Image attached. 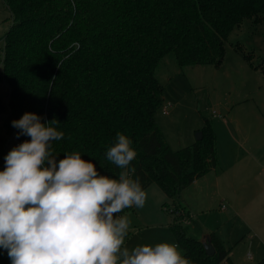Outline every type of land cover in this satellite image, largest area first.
Here are the masks:
<instances>
[{
  "label": "trees",
  "instance_id": "1",
  "mask_svg": "<svg viewBox=\"0 0 264 264\" xmlns=\"http://www.w3.org/2000/svg\"><path fill=\"white\" fill-rule=\"evenodd\" d=\"M12 22L3 36L0 78L9 86L6 135L0 137V171L17 136L12 126L26 112L46 123L57 119L64 138L53 142L59 161L79 151L101 174L118 178L120 169L105 153L116 133L127 135L137 157L133 178L146 189L157 182L169 197L218 164L217 137L209 120L203 137L174 149L156 113L164 103L158 70L171 56L180 67L220 65L231 31L251 17L264 20V0H3ZM15 146V147H16ZM135 209L131 207L125 211ZM171 225L183 256L191 264H235L219 236L212 233L215 253L181 225ZM0 264H11L0 249ZM255 264H264V256Z\"/></svg>",
  "mask_w": 264,
  "mask_h": 264
},
{
  "label": "rangeland",
  "instance_id": "2",
  "mask_svg": "<svg viewBox=\"0 0 264 264\" xmlns=\"http://www.w3.org/2000/svg\"><path fill=\"white\" fill-rule=\"evenodd\" d=\"M11 22L0 0V74L3 36ZM158 79L164 103L156 119L172 148L194 143L209 120L218 164L175 197L152 182L144 189V207L122 213L132 222L125 245L175 243L183 255L171 227L180 207L189 214L180 221L189 235L203 239L211 231L220 235L235 264L257 262L264 256V20L246 17L231 31L220 65L180 67L167 55ZM0 98L6 108L9 86L1 78ZM4 118L0 113V137L6 135Z\"/></svg>",
  "mask_w": 264,
  "mask_h": 264
},
{
  "label": "clouds",
  "instance_id": "3",
  "mask_svg": "<svg viewBox=\"0 0 264 264\" xmlns=\"http://www.w3.org/2000/svg\"><path fill=\"white\" fill-rule=\"evenodd\" d=\"M59 124L31 112L12 121L30 140L8 152L0 171V249L11 264H191L175 243L125 245L132 222L122 213L147 200L133 178L132 140L117 132L107 148L106 160L120 169L112 178L79 151L57 161Z\"/></svg>",
  "mask_w": 264,
  "mask_h": 264
},
{
  "label": "water",
  "instance_id": "4",
  "mask_svg": "<svg viewBox=\"0 0 264 264\" xmlns=\"http://www.w3.org/2000/svg\"><path fill=\"white\" fill-rule=\"evenodd\" d=\"M203 137V134H202V131H198L196 133V139L199 140ZM211 235L210 234H207L206 236H204V238L202 239L203 241V244H204V247L206 248V251L209 253V254H213L215 253V247L213 245V242H212V239H211Z\"/></svg>",
  "mask_w": 264,
  "mask_h": 264
},
{
  "label": "crops",
  "instance_id": "5",
  "mask_svg": "<svg viewBox=\"0 0 264 264\" xmlns=\"http://www.w3.org/2000/svg\"><path fill=\"white\" fill-rule=\"evenodd\" d=\"M196 180H197V179H196ZM192 183H194V182H192ZM192 183H191V184H192ZM184 189H185V188H184ZM181 191H182V190H181ZM210 232H211V231H210ZM210 232H209V234H210ZM211 234H212V232H211ZM211 234H210V235H211ZM205 236H206V235H205ZM219 236H220V235H219ZM193 237H194V236H193ZM196 238H197V237H196ZM219 238L221 239V237H219ZM221 241L223 242L222 239H221ZM223 244H224V242H223ZM224 245H225V244H224ZM225 247H226V246H225ZM226 248H227V247H226ZM230 254H231V253H230ZM230 257H231V255H230ZM261 258H262V257H261ZM234 263H235V262H234ZM255 263H256V262H255ZM255 263H253V264H255Z\"/></svg>",
  "mask_w": 264,
  "mask_h": 264
},
{
  "label": "built area",
  "instance_id": "6",
  "mask_svg": "<svg viewBox=\"0 0 264 264\" xmlns=\"http://www.w3.org/2000/svg\"><path fill=\"white\" fill-rule=\"evenodd\" d=\"M177 213H185V212H184V210L181 209V210H177ZM185 214H186V213H185ZM187 218H188V217H187ZM187 218H186V219H187Z\"/></svg>",
  "mask_w": 264,
  "mask_h": 264
}]
</instances>
